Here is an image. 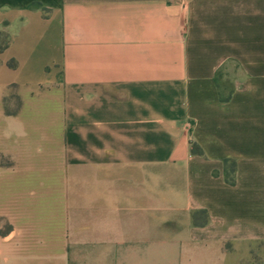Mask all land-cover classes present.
I'll list each match as a JSON object with an SVG mask.
<instances>
[{
    "label": "crops",
    "instance_id": "crops-1",
    "mask_svg": "<svg viewBox=\"0 0 264 264\" xmlns=\"http://www.w3.org/2000/svg\"><path fill=\"white\" fill-rule=\"evenodd\" d=\"M6 41L0 264H242L264 242V0H0ZM41 96L59 110L29 156Z\"/></svg>",
    "mask_w": 264,
    "mask_h": 264
},
{
    "label": "rangeland",
    "instance_id": "rangeland-1",
    "mask_svg": "<svg viewBox=\"0 0 264 264\" xmlns=\"http://www.w3.org/2000/svg\"><path fill=\"white\" fill-rule=\"evenodd\" d=\"M31 99V98H30ZM29 98H26V102L24 104V109L22 111V120L24 124V134L22 135L21 143H22V152L25 154L35 155L37 153L45 152L46 143L43 139L44 129L37 128V125H42L43 122L50 116H57L59 110V104L56 101H50L45 97L41 96L38 98H33L32 103L38 108V111L32 109L29 101ZM18 104V101L13 98V105ZM35 126V127H34ZM37 126V127H36ZM56 130V129H51ZM52 148V147H51ZM53 150V149H52ZM50 150V152H52ZM55 151V149L53 150ZM27 156V155H26ZM41 164L42 160L34 159L30 161L26 157H23L22 166L25 168L26 166H30L32 164ZM58 183V180L55 179V185ZM57 187V186H56ZM39 210H44V208H39ZM46 210V209H45ZM55 212H60L61 209L57 207L54 210ZM57 216V215H56ZM36 227V226H35ZM62 227L59 223V220L56 217L55 224L53 227L49 226L47 228H53L56 232L59 231V228ZM43 229L42 225H37V231L41 232ZM33 264V262H27L26 264ZM46 262L39 260L38 263L36 261L34 264H45ZM242 264H264V242L257 243L251 247L250 255L242 262Z\"/></svg>",
    "mask_w": 264,
    "mask_h": 264
},
{
    "label": "trees",
    "instance_id": "trees-1",
    "mask_svg": "<svg viewBox=\"0 0 264 264\" xmlns=\"http://www.w3.org/2000/svg\"><path fill=\"white\" fill-rule=\"evenodd\" d=\"M7 45V41L3 44L0 45V50H3L4 47H6ZM9 67H15L14 63L13 62H10L8 63ZM227 163V162H226ZM234 171V166H233V163L230 162L228 164V166H226V180L229 182V183H232L233 182V177H232V173Z\"/></svg>",
    "mask_w": 264,
    "mask_h": 264
}]
</instances>
